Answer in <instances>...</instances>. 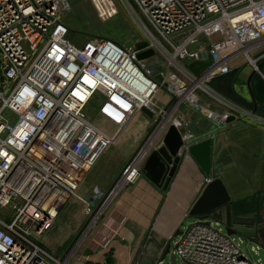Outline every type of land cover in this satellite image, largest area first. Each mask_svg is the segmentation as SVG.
<instances>
[{"label": "built area", "instance_id": "obj_1", "mask_svg": "<svg viewBox=\"0 0 264 264\" xmlns=\"http://www.w3.org/2000/svg\"><path fill=\"white\" fill-rule=\"evenodd\" d=\"M104 1L113 16L116 6ZM125 1L145 36L143 48L136 38L132 45L102 37L76 44L65 20L68 0H0V264H68L69 256L41 244L64 205L73 197L83 202L79 238L95 226L103 229L106 223H97L107 202L141 177L160 130L187 124L181 107L225 123L232 114L220 108L226 101L212 81L232 73L239 55L258 69L264 0ZM149 49L155 54L138 58ZM188 58L209 63L196 74L181 63ZM144 107L153 113L152 131L114 187L81 197L84 175ZM188 217L170 241L183 264H256L224 221L196 218L185 226ZM253 251L260 255L258 247ZM157 264H165L162 256Z\"/></svg>", "mask_w": 264, "mask_h": 264}, {"label": "crops", "instance_id": "obj_2", "mask_svg": "<svg viewBox=\"0 0 264 264\" xmlns=\"http://www.w3.org/2000/svg\"><path fill=\"white\" fill-rule=\"evenodd\" d=\"M254 53L258 56V69L239 55L232 60L233 72L218 76L211 83V87L226 101L220 103V108L229 110L236 117L234 120L218 124L184 105L181 111L187 124L184 127L175 125L182 137L180 147L212 140V168L205 179L221 180L233 205L259 197L264 203V42ZM151 122L145 112L133 120L123 137L105 151L93 169L84 175L79 189L81 197L91 198L96 188L110 191L114 187L123 167L149 133ZM171 125L174 124L160 130L148 156L165 145V136ZM185 152L179 154L178 151V155L183 156ZM144 167L135 184L126 185L112 195L97 223H106L105 227L100 230L95 226L80 237L67 259L68 264H137L151 240L154 248L165 243L159 251L157 264L185 217L177 222L183 206L181 201L178 200L181 205L176 200L166 206L170 192L163 186L168 172L164 175L162 187H159L146 176ZM190 193V187L184 181L175 196L183 199ZM82 207L78 200H70L64 205L51 231L41 240L47 251L53 253L51 246H55L56 252L62 247L59 249L60 257L68 251L85 224ZM114 228L117 229L115 233L112 232ZM239 238L242 239L241 236ZM247 241L251 243L252 251L258 247L259 253L264 252V236L262 243ZM242 242L245 243L243 239Z\"/></svg>", "mask_w": 264, "mask_h": 264}, {"label": "water", "instance_id": "obj_3", "mask_svg": "<svg viewBox=\"0 0 264 264\" xmlns=\"http://www.w3.org/2000/svg\"><path fill=\"white\" fill-rule=\"evenodd\" d=\"M127 45H132V42H128ZM146 45V41H140L136 44V47L140 49ZM154 54L155 50L149 49L140 52L138 58L145 59ZM158 79L162 80V76L159 75ZM143 111L150 117L153 116V113L148 108L144 107ZM235 118L236 117L232 115L228 121L234 120ZM159 122L160 119L156 121L153 128H155ZM146 139L147 137L144 139V142ZM164 142L165 145L162 146L159 151H154L148 157L144 172L146 176L159 187H162V180L164 175L168 172L167 181L163 186L165 190L170 192L166 206L171 202L174 203L176 200L177 202L178 200L181 201V204L184 206V208L183 206L181 207L177 222L179 220L181 221L186 215L199 219H209L212 217L221 221H224V218H226L225 221L228 233L235 234V230L232 228L231 199L229 194L221 180L216 179L210 183H207L205 180L206 175L211 173L212 168V140L206 139L199 143H194L189 147V150L185 152V155L180 156L178 155V151L182 144L181 133L175 125H171L167 131ZM173 177L175 181L172 182ZM184 181L188 183L191 193L185 195L183 199H180L178 196H175V193L180 189ZM223 207L226 210L225 217ZM164 211H166V209ZM179 233H181V229H178L176 232V234ZM80 234L64 254L62 257L63 259L67 258L72 249L78 244ZM164 244L165 243H162L158 248H154L152 247V240L148 242L137 264H156L159 251L163 248ZM168 256L170 257V262L168 264H177L176 255L171 252V243L165 247L162 253V259L166 260Z\"/></svg>", "mask_w": 264, "mask_h": 264}, {"label": "rangeland", "instance_id": "obj_4", "mask_svg": "<svg viewBox=\"0 0 264 264\" xmlns=\"http://www.w3.org/2000/svg\"><path fill=\"white\" fill-rule=\"evenodd\" d=\"M68 1L71 9L65 14V20L71 28L70 39L76 44L82 45L96 37L116 40L120 44L132 42L135 38L139 41L145 40V36L136 21L135 15L125 0H107L113 2L116 6L113 16L107 15L106 2L104 0ZM97 1L102 3V8L97 5ZM181 63L190 71L200 74L207 67L209 61L207 59L196 60L188 58L181 59ZM70 200H78V203L83 206V202L77 197H73ZM262 202V198L259 197L255 200L247 199L234 205L230 203L232 228L235 230L234 237L240 241L239 236H241L245 241V243H241L242 248L248 253L250 260L256 264H259L260 258L264 261V252H260V255L256 254L251 250V243H248L247 240H256L258 243H262L264 236V203ZM223 212L226 215L224 207ZM84 219L86 218L84 217ZM211 219L216 220L212 217ZM195 220V217H188L185 221V226ZM225 220L226 218H224V222L226 223ZM223 227L226 229L224 224ZM49 248L53 252L52 254L60 257L62 247L59 248L60 250L57 248V252L55 251V246ZM169 262L170 257L168 256L165 264ZM177 264H183L180 258L177 259Z\"/></svg>", "mask_w": 264, "mask_h": 264}, {"label": "bare ground", "instance_id": "obj_5", "mask_svg": "<svg viewBox=\"0 0 264 264\" xmlns=\"http://www.w3.org/2000/svg\"><path fill=\"white\" fill-rule=\"evenodd\" d=\"M97 5H98L100 8L103 7V6H102V3H100V1H97ZM113 42H114V43H117L116 40H113ZM110 51H111V52L113 51V47H110Z\"/></svg>", "mask_w": 264, "mask_h": 264}]
</instances>
